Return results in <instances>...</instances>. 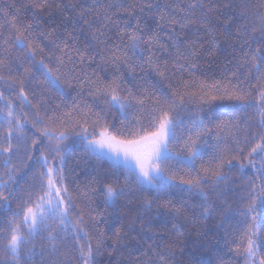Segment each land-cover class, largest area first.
<instances>
[{"label":"snow or ice","instance_id":"1","mask_svg":"<svg viewBox=\"0 0 264 264\" xmlns=\"http://www.w3.org/2000/svg\"><path fill=\"white\" fill-rule=\"evenodd\" d=\"M53 6L49 0H32L28 5L30 9L39 12ZM56 7L58 9L71 7L74 13L73 17H66L72 27L69 30L68 25H65L64 34L75 40L74 32L83 31L82 27H76V23H86L89 30L96 27V31L91 33L95 45H104L102 52L95 51L93 45V53H88L87 49L82 52L80 48H75V52L80 56V62L83 63L87 53L90 59L99 56L101 64H111L116 68V75L107 83L91 78L85 82L89 85V95L98 97L105 107L99 113L84 119L82 123L75 122L80 129L77 135L80 136L85 151L98 160L110 159L114 165V172L123 168L126 173L124 186L119 182V175H114L104 183L105 206L118 207L117 202L129 195L126 191V186L129 185H136L149 194H151L149 190L160 193L166 189L168 194L162 198L159 195L155 200L145 197L144 208L151 210L153 207H163L177 218H181L187 211L185 202L182 201L179 207L175 206L172 202L173 191H187L189 195L195 193L201 198L194 206L199 209L201 218H207L217 212L222 216L236 212L244 218L243 223L247 227L245 264H264V257H258L260 245L253 239L259 235L260 226L264 223V219L258 220V217L264 214V12H252L250 15L241 13L238 18L231 17V20H237L239 24L235 38L240 44L241 53L236 66L237 71L232 72V76L236 77L241 67L245 72L240 73L243 78L238 82L228 81L223 86L219 83L212 85L217 93L212 95V100H235L244 110L254 109L258 117L257 130L249 131L246 122L243 139L238 134H232V146L229 147L227 137L219 134V130L223 129L228 133L230 129H235L236 133H240L239 124L235 121L228 123L224 120L213 121L210 116L205 119L199 112L184 124L174 115L177 100L171 99L160 86L163 82H168L171 76L169 62L157 55L158 52L168 51V46L160 39L161 30L175 48L176 67L184 68L187 65L189 69L196 68L195 62L192 61V57L197 54L195 41L187 44L182 50L181 45L185 43L182 33L190 24L199 23L203 26L210 23L209 14L214 9L208 0H189L183 7L179 4L175 7L165 4L164 11H160L156 0H103L102 3L95 0L86 6L64 4ZM259 7L264 9V0H260ZM146 9L156 10L155 28L145 22ZM197 10L199 16L196 15ZM89 16L93 19L88 20ZM76 17L79 19L73 23ZM253 17L260 23L251 25L244 23ZM0 18L6 22V26L0 28V40L5 45L18 49L24 59L31 60L33 66L43 71L50 85L56 86L59 77L53 75V69L49 68L44 60H40L37 65L35 57L39 48L37 41L41 37L50 39L54 47L61 52L69 48L68 40L62 35H54L59 29L45 31L37 11H32L31 23H17L18 17L3 9H0ZM208 31L212 36V43L215 44V32L211 29ZM228 38H232L230 29ZM39 50L43 51L42 48ZM129 50L134 53L147 51L148 55L146 58L142 56V62L138 63L129 57ZM5 51L8 49L5 48ZM5 59L7 58L0 59V68H10ZM56 59L63 61V57ZM68 59H71V56H68ZM181 60L185 63L181 64ZM125 67L132 74L130 81L132 87H122L120 73ZM253 70L255 77L249 82L247 76L252 75ZM25 71L27 72V68ZM137 71L150 72L161 79L149 85V81L141 75L140 80L144 81V84L139 86L143 93L141 95L133 91V88L137 87L135 76ZM4 79L5 77L0 75V80ZM252 83L256 85L255 91L251 88ZM240 84L245 86L241 87ZM169 86L173 88L172 95L178 97L181 104L185 96L195 95L186 90L181 92L182 87L187 89L185 84ZM205 95L206 91L202 89L199 99L207 103ZM19 98L21 103L27 100L23 88L19 90ZM4 99L3 92H0V100ZM146 103L150 105V110ZM113 111L118 113V121L108 115ZM0 112L4 113L0 125L3 128L0 134V168L3 169L0 174V201L4 203H0V208L6 207L11 211L10 197L15 194L14 186L18 183L20 171L28 165L42 169L38 187L28 192L20 211L11 213L13 220L9 221V231L3 248L6 255L0 260V264H69L70 261H75V264H97L96 255L106 242L105 233L101 231L99 223V218L104 213L93 207L90 199L85 208L77 210L72 193L65 183V154L71 151L68 130L66 128L59 130L64 127L65 122L59 118L53 119L52 123L56 127L52 128L44 124L43 120L37 119L36 124L41 125L40 136L34 134L30 138L26 131L29 123L28 113L14 110L11 101H6ZM144 113L148 116L146 124L139 118ZM109 120L113 122L109 123ZM36 124L32 127L35 128ZM86 125L92 127L91 133ZM213 128L218 131L214 133ZM178 130H182L183 135H179ZM205 135L215 136L217 140L215 145H209L212 151L208 154L207 162L202 150L208 143L203 140ZM40 137L44 140L42 141ZM172 145L177 146L176 151H173ZM173 162L177 167L172 166ZM225 165L229 173L235 170L239 174L240 180L232 183L243 185L239 195L244 207L240 210L232 209L227 202L214 206L211 199L212 196L224 191L221 185H228L232 180L224 171ZM209 183L212 187L211 194L204 191V185ZM80 195L77 193L78 197ZM83 195L87 197L88 193ZM220 199L223 201L224 197L220 196ZM195 214L193 211V215ZM17 219L20 220V224L15 222ZM173 226L177 227L175 224ZM143 227L141 224V229ZM122 231L123 235L120 234ZM115 235L117 240H124L127 238L128 230L122 225L115 230ZM93 239L95 244L92 242ZM82 240L84 243L80 242ZM148 247L152 249V245ZM152 254L149 251L141 252L138 248L136 260L139 264H151ZM155 254L163 264H169L163 256ZM140 255L148 259L140 261ZM193 264L201 262L193 261Z\"/></svg>","mask_w":264,"mask_h":264},{"label":"trees","instance_id":"2","mask_svg":"<svg viewBox=\"0 0 264 264\" xmlns=\"http://www.w3.org/2000/svg\"><path fill=\"white\" fill-rule=\"evenodd\" d=\"M54 6L46 9L44 12L32 10L28 7L32 0H0V9L6 10L9 13H14L17 17V23H31L32 11H37L41 17V26L45 31L51 32L53 28H58L59 32L54 35H62L68 40L69 48L64 52L56 49L50 42V39L41 37L37 44L43 51L37 49L36 63L40 60L53 69V75L58 76V85L52 86L48 83L42 70H38L33 66L31 60L24 59L18 49L5 45L0 40V59H5V63L10 65V68H0V75L5 77L0 80V92H3L5 99L0 100V108L4 107L6 101H11L14 110L24 111L28 113L27 120L29 121L26 128L28 136L31 138L34 134L40 136L39 129L41 125L36 124L37 119L44 121V124L55 128L53 119H62L65 122L63 128L59 130H68L71 145V151L65 154V183L68 186L69 192L72 193L77 210L85 208L89 203V199L93 207L97 208L104 215L99 218L101 231L105 233V245L100 253L96 255L97 264H139L136 260L137 249L141 252L149 251L153 253L150 257L151 264H163V261L158 260V253L163 256L169 264H193V261H200L201 264H245V249L247 247V227L243 223V217L230 212L226 216L217 213L210 214L207 218H201L199 209L195 208L200 197L192 193L189 195L187 191H173L172 202L179 207L182 201L185 202L187 211L183 213V217L177 218L172 212L163 207H153L151 210L144 208V198L155 200L159 195L161 198L167 195V190H162L157 193L154 190L146 192L136 185L126 186V191L129 195L121 198L117 204L118 207H106L104 204L103 186L114 175H119L120 184L124 186V175L126 174L123 168L118 172H114L113 162L107 158L96 159L94 155L85 151L84 145L81 143V138L77 133L79 127L75 125L76 121L83 122L84 119L90 118L94 113H99L105 107L103 101L98 97L89 95V85L85 83L90 78L98 79L104 83L111 81L116 75V68L111 64H101L99 56L90 59L87 53L84 56L83 63L80 62V56L75 52V48H80L83 52L87 49L88 53H93L92 32L96 31L94 26L89 30L86 23H76L79 19L73 21L77 28H83V31H75V40L64 34V27L68 25L71 30L72 25L69 24L66 17H73L74 13L71 7L67 9L57 8L56 5L68 4L70 6H86L95 2V0H49ZM103 2V0H99ZM189 0H156L160 6V11H164L165 4H171L175 7L179 4L183 7ZM213 6V12L209 14L210 23L200 25L199 23L190 24L183 30L182 36L185 41L181 45L184 50L187 44L195 41L197 54L192 57L196 68L189 69L187 65L184 68H178L175 65V48L171 46V41L167 35L161 30V41L168 46V51L163 53L158 52L162 60L169 62V72L171 73L170 80L163 82L160 86L163 88L171 99L177 100L174 115L178 121H183L184 124L189 122V119L199 112L200 115L208 119L209 116L213 121L224 120L225 123L235 121L239 124L241 132L236 133L235 129H230L225 133L223 129L219 130V134L227 137V144L232 146L231 135L238 134L243 139V131L245 123L248 124V129L251 132L257 130L258 117L255 115L254 109L244 110L235 100L216 99L212 100V95H216L215 89L212 88L214 83H219L223 86L228 81L238 82L243 77L240 73H244L245 69L240 68L236 77L232 76V72L237 71L238 58L241 55L239 48L240 44L235 38V33L239 26L237 20H231V17H239L241 13L250 15L252 12H264V9L259 7L260 0H208ZM225 4L232 5L225 7ZM14 5V7H9ZM248 5V8L242 7ZM79 11V8H77ZM199 16V10L196 11ZM145 22L155 28L156 10H145ZM93 17L89 16L88 20ZM231 20V22H230ZM246 24H259L260 21L255 18H250L244 21ZM134 25V21L132 22ZM6 26L4 19L0 18V28ZM121 26H123L121 24ZM209 29L215 32L216 43H212V36L209 34ZM231 30L232 38H228V30ZM259 33H257L258 35ZM113 41H109L112 43ZM5 48L8 51H5ZM103 44L95 45V51L102 52ZM156 51V49H153ZM67 53V55L65 54ZM172 53V55H169ZM128 55L136 62H142L141 57H147L148 53L128 51ZM71 56V59H68ZM19 57V59H17ZM56 57H63V61L57 60ZM181 64L185 62L180 61ZM27 68V72L25 71ZM59 71H56V69ZM120 75L122 76V87H132V74L127 68H122ZM143 75L149 81V85L160 80V77L153 73L137 71L135 73L137 87L133 88L134 92L143 95L140 91V85L144 84L140 80ZM255 77V70L252 75L247 76V80L252 82ZM169 84L176 86L185 84L187 89L181 88V92L187 91L190 94L184 97V102L181 104L178 97L173 96V88ZM147 86V85H146ZM244 87V84H240ZM255 83L251 84V88L255 91ZM23 88L27 95V100L21 103L19 98V90ZM202 89L206 91L205 103L199 99ZM29 102H31L29 104ZM146 107L150 110V105L146 103ZM36 115H33V114ZM3 112H0V125H2ZM116 121L119 120V115L115 111L108 114ZM145 124L147 123V113L139 117ZM109 120V123H112ZM36 124L33 128L32 125ZM88 127L89 133L92 132V127ZM75 129V130H73ZM218 130L213 128V132ZM3 128L0 126V134ZM179 135H183L182 130H178ZM43 141L44 138L40 137ZM203 140H206L207 145L203 146L205 161L209 159V153L212 149L209 145H215L217 140L215 136L205 135ZM182 147V144L180 145ZM173 151L177 150L176 145H172ZM47 154V153H46ZM57 159V163H58ZM235 163V162H234ZM173 167H177L173 162ZM199 167V165H197ZM42 169L38 167L26 166L23 171L18 173V183L14 186L15 194L10 197L11 211L5 208H0V260L4 259L5 252V237L9 231V221L13 220L12 212L20 211L23 201L27 199V194L30 190L38 187L40 182V172ZM224 171L232 178L228 185H221L223 192L212 196L211 199L216 204L227 202L234 210H240L244 207L241 203L240 192L243 186L240 183H232L239 181V174L233 170L228 172V167L225 165ZM3 169L0 168V174ZM250 172V170H249ZM204 191L211 194L212 187L209 184L204 185ZM77 193L81 195L78 197ZM88 193L85 197L83 194ZM220 196L224 197L221 201ZM0 203H4L0 201ZM195 211V215H193ZM264 219V214L258 217V220ZM20 224V220L15 221ZM141 224L144 225L141 229ZM177 225L174 227L173 225ZM124 226L128 230L127 238L117 240L115 230ZM23 230V225H21ZM123 235V231L120 233ZM91 238V235H90ZM256 243L260 245L258 249V257H264V223L261 224L259 235L253 237ZM139 241V243H138ZM84 243V241H80ZM95 244V240H92ZM141 245H143L141 247ZM152 245V249H149ZM156 245H159L157 247ZM171 253V255H168ZM146 258L140 255L139 260L144 261ZM69 264H75V261H70Z\"/></svg>","mask_w":264,"mask_h":264},{"label":"rangeland","instance_id":"3","mask_svg":"<svg viewBox=\"0 0 264 264\" xmlns=\"http://www.w3.org/2000/svg\"><path fill=\"white\" fill-rule=\"evenodd\" d=\"M58 85V84H57ZM108 159V158H107ZM110 160V159H109ZM111 161V160H110Z\"/></svg>","mask_w":264,"mask_h":264}]
</instances>
